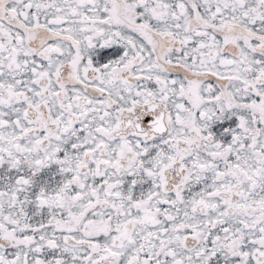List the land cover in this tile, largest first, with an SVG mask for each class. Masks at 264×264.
<instances>
[{"label": "snow or ice", "instance_id": "1", "mask_svg": "<svg viewBox=\"0 0 264 264\" xmlns=\"http://www.w3.org/2000/svg\"><path fill=\"white\" fill-rule=\"evenodd\" d=\"M0 264H264V0H0Z\"/></svg>", "mask_w": 264, "mask_h": 264}]
</instances>
